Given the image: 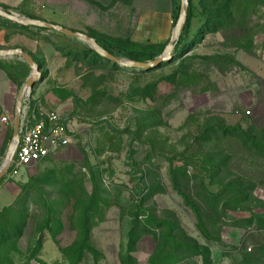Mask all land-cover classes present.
Segmentation results:
<instances>
[{"label":"rangeland","instance_id":"1","mask_svg":"<svg viewBox=\"0 0 264 264\" xmlns=\"http://www.w3.org/2000/svg\"><path fill=\"white\" fill-rule=\"evenodd\" d=\"M129 1L101 11L103 34L89 29L123 60V42L139 23L146 36L144 17L154 16L145 13L150 0ZM171 1L174 20L181 0L156 6ZM191 1L180 51L146 70L0 17V49L40 43L27 46L43 76L30 103L61 113L72 136L68 148L0 181L18 194L0 211V264H150L153 256L159 264H264V0ZM147 41L133 44L160 57L167 43ZM31 74L22 58H0V169Z\"/></svg>","mask_w":264,"mask_h":264},{"label":"crops","instance_id":"2","mask_svg":"<svg viewBox=\"0 0 264 264\" xmlns=\"http://www.w3.org/2000/svg\"><path fill=\"white\" fill-rule=\"evenodd\" d=\"M132 1L134 2V0H130L129 2L132 3ZM150 1L152 4V8L146 9L145 13L149 14L151 12L154 16L152 18L147 16L144 17V19L148 20L145 24H149L151 31L148 32L146 36L138 35V31L140 30L139 23V26L137 27L136 31L129 34V38L130 41L133 43H140L141 40L145 38L148 40L147 42L151 41L152 45H163L169 42L174 28L172 1L169 9L164 8V5L160 3L158 11L156 6V0ZM118 2L119 0H0V7L3 9L8 8L9 10L20 9V11L29 18L39 19L42 21L60 25L71 31L80 32L89 36L92 35L90 34L89 29H93L94 32H99L103 34L104 31L96 30V27L103 28V23L101 22V11L106 10L107 8H113ZM160 14L164 15L162 23H159ZM129 18H131V16H129ZM109 20L110 19H107V21ZM112 26L115 27L116 24L112 23ZM0 36H2V34H0ZM4 36L5 33L3 34V37ZM25 39V42L29 47H34L36 49L38 46H40V43L36 40H31V38ZM96 39L101 42L99 38L95 37V40ZM0 44L3 45V43ZM27 46H20V49L24 50L29 54L32 53L31 49ZM51 50L56 54L60 53V51L54 48L52 45ZM30 55L34 58V60H36L33 54ZM35 62L37 63V60ZM8 88L11 93H13V95L16 94L15 84L13 85V87L12 85L11 87L8 86ZM5 92L6 88L4 89L3 86L0 87V94L4 96ZM4 97L6 98V96ZM10 109L11 104L7 103V111L10 112ZM6 117L8 121L5 124H8L10 122V117L8 115H6ZM15 189L16 186L12 185H5L4 187L0 186V211L13 204V202L18 196L17 191Z\"/></svg>","mask_w":264,"mask_h":264},{"label":"water","instance_id":"3","mask_svg":"<svg viewBox=\"0 0 264 264\" xmlns=\"http://www.w3.org/2000/svg\"><path fill=\"white\" fill-rule=\"evenodd\" d=\"M188 15H189V0H181V8H180V14L179 18L173 28L171 38L166 45L163 54L156 58L152 62H137V61H132V60H123L107 50H105L103 47H101L97 41L94 38L89 37L86 34L80 33V32H74L71 31L63 26L56 25L53 23H49L46 21H42L39 19H33V18H25L21 17L17 14H14L12 12L6 11L3 8L0 7V17L7 19L13 23H16L20 26L23 27H34V28H40V29H46L48 31H53L57 32L59 34H62L66 37L69 38H78L83 41H86L90 43L91 48L102 58L116 63L120 66L126 67V68H133L137 70H146L149 68H155L159 65H161L164 62L170 61L173 58V52L177 46V43L180 40V37L182 35L183 29L185 28V25L188 20ZM13 57H20L22 58L27 65L30 67L32 70V74L27 78L17 101V106H16V112H15V118H14V124H13V144L11 146V149L9 151V154L2 165L0 169V181L4 178L6 174L11 169L12 162L14 159V155L17 149V145L19 142V132H20V126H21V121H22V116H23V104L25 98L30 95L32 89L35 87V85L42 80V67L39 66L34 58L25 52L24 50L20 48L16 49H0V58H13Z\"/></svg>","mask_w":264,"mask_h":264},{"label":"built area","instance_id":"4","mask_svg":"<svg viewBox=\"0 0 264 264\" xmlns=\"http://www.w3.org/2000/svg\"><path fill=\"white\" fill-rule=\"evenodd\" d=\"M8 121L6 116L2 122ZM71 131L59 112H36L28 95L23 104L19 142L9 175L19 176L21 171L56 155L71 145Z\"/></svg>","mask_w":264,"mask_h":264},{"label":"trees","instance_id":"5","mask_svg":"<svg viewBox=\"0 0 264 264\" xmlns=\"http://www.w3.org/2000/svg\"><path fill=\"white\" fill-rule=\"evenodd\" d=\"M190 4H192L191 0H190ZM4 10L9 11L8 8H4ZM177 18L178 17H174V20H173V25L174 26H175V24L177 22ZM189 24H190V17H188L187 23L185 25V28L183 29L182 35L180 37V40L177 43V46H176V50L177 51H176V53H178L180 51V48H181V45H182V43L184 41L185 35L188 32V30H189ZM23 28L24 29H32L34 27H23ZM34 29H38V30H41V31H48L46 29H40V28H34ZM96 41L105 50H107L111 54L117 56L109 46L99 42L97 39H96ZM123 43H124V45L122 46V51L124 52V55H126L129 58V60L137 61V62H144L145 63V62L154 61L156 59V56L154 55V53L151 50H149L151 48V47L149 48V46L136 47L133 44V42H131L130 40L124 41ZM164 49H165V47L163 48V50ZM57 50H59V49H57ZM246 200H247V196L246 195H242V197H239V199L237 201H235V202L238 203V204H241V203L246 202ZM1 247H2V245L0 244V249H1ZM188 249L193 250L196 253L195 254L196 256H198V255L205 256L203 253H205L206 249H201L200 250V248L197 245H190ZM0 254H1V250H0ZM159 262H160V260L158 259V257L153 256L150 259V264H159Z\"/></svg>","mask_w":264,"mask_h":264}]
</instances>
